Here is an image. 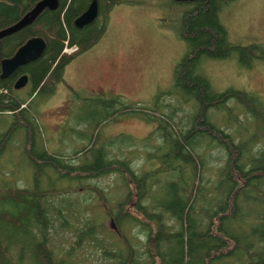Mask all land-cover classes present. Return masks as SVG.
Segmentation results:
<instances>
[{
	"label": "trees",
	"instance_id": "trees-1",
	"mask_svg": "<svg viewBox=\"0 0 264 264\" xmlns=\"http://www.w3.org/2000/svg\"><path fill=\"white\" fill-rule=\"evenodd\" d=\"M38 1L0 0V31L16 24ZM92 1L58 0L55 11H43L31 25L0 40V59L10 58L31 38L40 37L46 43L40 59L0 79V115L15 121L5 131L0 153L6 140L21 128L30 143L31 122L38 111L27 101L54 95L66 67L104 36L114 7L142 0H96V20L77 29L75 19ZM230 1H195L182 15L178 38L185 42L187 53L174 68L173 89L158 95L154 107L124 104L118 96L97 100L111 111L105 120L128 114L158 124L153 135L157 145L150 154L160 162L157 169L139 173L132 165L133 155L119 148L123 157L117 158L104 144L94 150V140L75 155L77 159L96 156L77 166L68 165L71 160L61 163L62 157L46 152L30 157L38 166L36 174L40 168H51L63 176V167L68 169L66 177L71 172L95 178L116 174L121 185L128 187L126 197L104 210L105 218L116 226L118 240L107 243L104 237H95L96 230L102 234L98 223L104 219L85 220L83 227L73 230L77 238L73 244L82 238L92 240L110 258L109 264H264V101L240 90L215 92L200 70L204 58L226 59L233 51L218 19L219 9ZM66 47L76 51L67 55ZM252 50L264 57L259 45L240 53ZM21 74L28 78L27 100L13 88ZM164 95H173L175 103L164 105ZM188 103V129L177 131L175 113ZM219 122L231 132H225ZM215 148L222 149V160L212 157ZM209 158L220 164L208 167ZM35 184L34 188L0 190V264H71L72 248L57 254L52 245L51 230L57 234L54 222H59L60 229L68 227L60 199L56 201L60 194ZM133 230V237H128Z\"/></svg>",
	"mask_w": 264,
	"mask_h": 264
},
{
	"label": "rangeland",
	"instance_id": "rangeland-1",
	"mask_svg": "<svg viewBox=\"0 0 264 264\" xmlns=\"http://www.w3.org/2000/svg\"><path fill=\"white\" fill-rule=\"evenodd\" d=\"M191 3L142 0L134 5L115 6L104 36L66 67L63 82L59 83L54 95L48 99L42 95L34 96L27 101L38 111L31 122L33 134L30 143L25 141L26 132L21 128L3 144L0 153V190L5 186L34 188L35 182H39L42 189H56L54 193L60 194L56 201L60 199L58 205L63 207L68 227L60 229L59 222H54L57 234L51 230L52 245L57 254L72 248L71 264L111 263L110 258L104 257L102 250L96 248L92 240L82 238L78 244H73L77 241L73 230L83 227L85 220L98 223L104 219L98 223L102 234L96 230L95 237H104L107 243L118 240L116 226L111 219L105 218L104 210L126 197L128 187L121 185L116 174L95 178L83 176L85 174L80 172L76 176L77 172H71L66 177V167L61 169L65 174L63 176L51 168H40V173L36 174L38 166L30 157L46 152L62 157L61 163L71 160L68 165L77 166L81 161L91 162L96 156L95 153L87 154L77 159L75 155L91 146L90 141L94 140V150L104 144L117 158L123 157L118 152L119 148L133 155L132 165L139 173L157 169L160 162L150 154L154 152L153 146L157 145L153 135L158 124L128 114L105 120L111 111L103 109L97 100L118 96L124 104L154 107L158 95L173 89L174 68L187 53L185 42L178 38L179 23L182 15L191 9ZM218 19L233 51L226 59L204 58L200 70L215 92L240 90L264 101V57L260 58L257 50L240 53L254 45H259L264 51V0L226 2L219 9ZM27 89L28 86L20 91L25 100L28 98L25 96ZM170 97L162 96L161 102L164 105L175 103ZM229 105L233 106L231 102ZM163 110L167 114V109ZM190 110L188 103L175 113L177 126L174 128L177 131L188 129L187 113ZM209 115L212 116V113ZM219 118L224 120L225 116ZM14 122V118L0 115V142ZM219 124L225 132H231L232 128L225 129L224 123ZM221 150L215 148L212 157L221 156L222 160L224 154ZM213 158H209L208 167L220 164ZM79 186L81 190L73 192ZM64 191L68 193L63 194ZM99 192L106 198V204L100 199ZM135 232L133 230L127 236L133 237Z\"/></svg>",
	"mask_w": 264,
	"mask_h": 264
},
{
	"label": "water",
	"instance_id": "water-1",
	"mask_svg": "<svg viewBox=\"0 0 264 264\" xmlns=\"http://www.w3.org/2000/svg\"><path fill=\"white\" fill-rule=\"evenodd\" d=\"M174 2H195L198 0H172ZM58 8V0H39L35 3L16 24L0 31V40L17 33L31 25L45 10L55 11ZM98 16V4L93 0L89 7L74 21L77 29H82L92 24ZM46 50V43L40 37L27 40L20 46L10 58L0 59V79L4 80L13 75L18 69L40 59ZM28 78L21 75L14 83V90H20L27 85Z\"/></svg>",
	"mask_w": 264,
	"mask_h": 264
},
{
	"label": "built area",
	"instance_id": "built-area-1",
	"mask_svg": "<svg viewBox=\"0 0 264 264\" xmlns=\"http://www.w3.org/2000/svg\"><path fill=\"white\" fill-rule=\"evenodd\" d=\"M74 51H76V48H65L64 50H63V53H65V54H68L69 52H74Z\"/></svg>",
	"mask_w": 264,
	"mask_h": 264
},
{
	"label": "flooded vegetation",
	"instance_id": "flooded-vegetation-1",
	"mask_svg": "<svg viewBox=\"0 0 264 264\" xmlns=\"http://www.w3.org/2000/svg\"><path fill=\"white\" fill-rule=\"evenodd\" d=\"M198 1H206V2H209L210 0H198ZM21 75H24V74H21ZM21 75H20V76H21ZM11 76H12V75H11ZM20 76H19V77H20ZM19 77H18V78H19ZM18 78H17V79H18ZM27 84H28V82H27ZM26 86H27V85H26ZM26 86H25V87H26ZM22 89H23V88H22Z\"/></svg>",
	"mask_w": 264,
	"mask_h": 264
},
{
	"label": "bare ground",
	"instance_id": "bare-ground-1",
	"mask_svg": "<svg viewBox=\"0 0 264 264\" xmlns=\"http://www.w3.org/2000/svg\"><path fill=\"white\" fill-rule=\"evenodd\" d=\"M21 90V89H20Z\"/></svg>",
	"mask_w": 264,
	"mask_h": 264
}]
</instances>
